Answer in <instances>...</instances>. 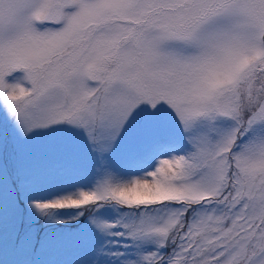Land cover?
<instances>
[{"label": "snow or ice", "instance_id": "6c2138e0", "mask_svg": "<svg viewBox=\"0 0 264 264\" xmlns=\"http://www.w3.org/2000/svg\"><path fill=\"white\" fill-rule=\"evenodd\" d=\"M0 264H264V0H0Z\"/></svg>", "mask_w": 264, "mask_h": 264}]
</instances>
